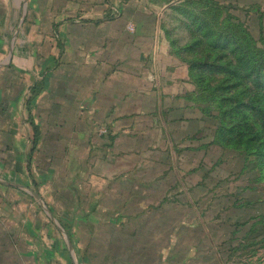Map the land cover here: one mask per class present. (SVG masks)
Listing matches in <instances>:
<instances>
[{
    "label": "crops",
    "instance_id": "0c3cea01",
    "mask_svg": "<svg viewBox=\"0 0 264 264\" xmlns=\"http://www.w3.org/2000/svg\"><path fill=\"white\" fill-rule=\"evenodd\" d=\"M176 1L0 0V264L222 261L181 249L179 223L205 222L212 150L247 159L213 143L163 24Z\"/></svg>",
    "mask_w": 264,
    "mask_h": 264
},
{
    "label": "trees",
    "instance_id": "16d2710c",
    "mask_svg": "<svg viewBox=\"0 0 264 264\" xmlns=\"http://www.w3.org/2000/svg\"><path fill=\"white\" fill-rule=\"evenodd\" d=\"M204 16L188 10L191 40L174 52L186 61L202 110L218 119L213 143L264 158V21L256 38L240 17L216 0ZM262 20L264 16L261 15ZM42 83L33 88L38 94Z\"/></svg>",
    "mask_w": 264,
    "mask_h": 264
},
{
    "label": "rangeland",
    "instance_id": "374dc122",
    "mask_svg": "<svg viewBox=\"0 0 264 264\" xmlns=\"http://www.w3.org/2000/svg\"><path fill=\"white\" fill-rule=\"evenodd\" d=\"M168 8L163 17L166 34L174 39L177 46L185 47L191 40L189 33L191 26L189 25L193 17L191 13L183 11L191 10L204 16L205 12L210 9L206 7L203 0H178ZM229 10L231 14L240 17L245 22L256 38L260 37V19L264 21L261 18V15L264 16V0L232 5ZM211 134L214 136V132L210 131ZM180 157L175 163L179 169L185 159L184 155ZM222 157L223 160H221ZM211 158L212 163L207 164L211 167L209 180L211 181L210 195L213 199L209 203L196 202L195 204L199 212L204 214L205 222L196 220L195 227L188 228L181 222H191L190 218L180 220L181 249L186 250L187 245L191 243L201 245L197 248H202L204 242L210 241L213 243V254L222 260L219 264H264V158L259 162L257 156L254 155L252 161H245L246 168L243 171V162L241 159L239 162L233 154L220 156L219 151L212 150ZM236 159L241 172H236ZM232 161L235 162L233 169L236 170L231 173ZM178 172L181 182H184L186 175L183 170H178ZM229 172L230 174L227 175ZM208 175L207 172L206 177ZM174 194V190L167 192L165 199ZM200 225L201 228L209 227L212 234L206 233L204 236ZM174 227H176V221H174ZM169 230L171 231V227ZM205 237H207L206 241ZM188 253V250L180 252L181 256L189 258ZM195 253L198 255V251Z\"/></svg>",
    "mask_w": 264,
    "mask_h": 264
},
{
    "label": "built area",
    "instance_id": "2783aa9c",
    "mask_svg": "<svg viewBox=\"0 0 264 264\" xmlns=\"http://www.w3.org/2000/svg\"><path fill=\"white\" fill-rule=\"evenodd\" d=\"M129 29L134 30V25L131 24V25L129 26ZM108 131H109V130H108V127H107L106 125H99V126H98V133H99V134H102V135H103V134L108 133Z\"/></svg>",
    "mask_w": 264,
    "mask_h": 264
},
{
    "label": "water",
    "instance_id": "95a60500",
    "mask_svg": "<svg viewBox=\"0 0 264 264\" xmlns=\"http://www.w3.org/2000/svg\"><path fill=\"white\" fill-rule=\"evenodd\" d=\"M34 196L36 197L37 200L42 201L41 196L38 192H35Z\"/></svg>",
    "mask_w": 264,
    "mask_h": 264
}]
</instances>
